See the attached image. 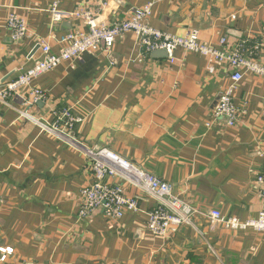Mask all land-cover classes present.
<instances>
[{
    "label": "crops",
    "instance_id": "obj_1",
    "mask_svg": "<svg viewBox=\"0 0 264 264\" xmlns=\"http://www.w3.org/2000/svg\"><path fill=\"white\" fill-rule=\"evenodd\" d=\"M53 1L0 0V84L34 66L41 42L58 54L61 36L89 32L75 18L53 25ZM149 3L154 29L183 38L197 32L218 49L224 38L229 48L248 39L264 65V0H63L60 8L114 23ZM11 13L28 26L21 42L6 27ZM174 58L145 54L128 33L111 58L100 50L83 54L0 105V248L14 249L3 264H264V232L226 230L209 216L218 210L246 221L264 211L256 184L264 169V77L245 74L234 101L246 114L227 127L212 111L231 82V67L214 64L210 74L198 53L178 49ZM35 88L47 100L29 109ZM65 108L86 117L72 133L82 147L109 148L172 185L173 195L197 211L190 223L154 237L146 225L158 201L122 178L109 182L136 198L139 212L110 221L97 210L79 219L81 193L92 182L88 161L74 139L45 127L54 110Z\"/></svg>",
    "mask_w": 264,
    "mask_h": 264
},
{
    "label": "built area",
    "instance_id": "obj_2",
    "mask_svg": "<svg viewBox=\"0 0 264 264\" xmlns=\"http://www.w3.org/2000/svg\"><path fill=\"white\" fill-rule=\"evenodd\" d=\"M62 1H53L50 10L52 21L60 23L76 17L84 20L89 27V32H68L61 36L57 40L61 46L58 54L52 53L49 44L41 43L42 58L16 79L0 84V105H7L14 96L19 97L24 89L30 87V83L34 79L53 71L64 62L74 63L83 54H90L96 50H100L106 57H110L116 43L128 33H133L136 36L138 45L145 54L165 51L171 63L175 62V52L182 49L188 53H198L205 57L209 61L208 71L210 74L215 72L214 64L231 67L233 70L231 82L212 111L214 121H225L227 127H235L242 115L241 109L235 104L234 96L238 84L244 79L245 74L264 77V66L257 63L255 57L258 48L251 47V42L248 39L240 40L229 48L227 39L224 38L220 41L223 49H218L202 43L197 32L183 38L159 31L148 24V20L152 17L153 3L135 8L127 18L107 25L96 23L97 18L90 11L78 10L75 13L62 11L60 8ZM2 13L3 6L0 4V17ZM6 27L11 31L12 40L15 42H21L28 36L29 30L26 22L15 13L7 16ZM32 91L31 98H28L25 103L27 107L46 97L45 92L41 89ZM21 114L22 117L31 119L28 113L22 112ZM82 122L83 120L76 117L70 109H62L54 112L53 123L45 127L50 133L73 141L70 134ZM210 126L207 124V127ZM84 149L92 182L81 193L79 219H85L97 210H100L110 221H119L126 212H139L138 200L128 197L121 185L109 182V179L122 178L133 187L149 193L158 201L156 208L149 213L146 225L147 231L154 237H168L171 233L175 234L182 225L190 223L195 213L194 209L173 195L172 185L146 172L108 148ZM257 181L260 185V199L264 204V169L259 172ZM210 218L212 221L223 223L232 230L252 229L258 233L264 232V211L257 218L247 221L224 218L218 210L212 211ZM13 255L12 247H1L0 264L7 263Z\"/></svg>",
    "mask_w": 264,
    "mask_h": 264
},
{
    "label": "rangeland",
    "instance_id": "obj_3",
    "mask_svg": "<svg viewBox=\"0 0 264 264\" xmlns=\"http://www.w3.org/2000/svg\"><path fill=\"white\" fill-rule=\"evenodd\" d=\"M63 2V1H62ZM62 4V3H61ZM150 4V3H149ZM144 7V6H143ZM153 7H154V3H153ZM78 11V10H77ZM77 11H75V12H77ZM75 12H73V13H75ZM84 12H89V11H84ZM50 16H51V14H50ZM95 16V18H97V20H96V23H98V24H107V25H109V22H107V21H105V20H103V18H100L99 16H97V15H94ZM72 18H75V19H78V20H81L84 24H85V22H84V20H82V19H79V18H76V17H72ZM51 19H52V17H51ZM52 23H53V25L54 24H58V23H54L53 21H52ZM61 23V22H60ZM110 23H112V22H110ZM86 25V24H85ZM87 26V25H86ZM79 32V31H78ZM79 33H87V32H79ZM127 35V34H126ZM57 40H59V39H57ZM13 42H15L14 40H12ZM41 43H45V42H41ZM41 43L39 44V51L41 52V49H40V45H41ZM57 43H58V41H57ZM48 44V43H47ZM59 44V43H58ZM60 45V44H59ZM221 46V45H220ZM51 47V46H50ZM61 47V46H60ZM97 51V50H96ZM95 52V51H94ZM93 52V53H94ZM156 52V51H155ZM41 54H42V52H41ZM40 54V55H41ZM90 54H92V53H90ZM112 56V55H111ZM111 56L109 57V58H111ZM32 58V57H31ZM42 58V56H40V58L39 59H41ZM64 63H66V62H64ZM63 64V63H62ZM61 64V65H62ZM262 65V64H261ZM262 66H264V65H262ZM259 76H261V75H259ZM263 77V76H262ZM35 89H39V88H35ZM33 89H30V91L28 92V94H29V98H31V94L33 93V91H32ZM42 90V89H41ZM46 94V93H45ZM46 100H47V94H46V97H45V99H43V100H41V101H39V102H37V103H35V104H33V105H31V106H29V109L30 108H32L33 106H35V105H39V104H44L45 102H46ZM65 109H70L71 111H72V113L74 114V112H73V110L71 109V108H65ZM56 111H59V110H54L53 112H56ZM241 111H242V115H244V114H246V112L245 111H243V109H241ZM53 115H54V113H53ZM75 115V114H74ZM241 115V116H242ZM76 116V115H75ZM241 116H240V118H241ZM76 117H78V118H81L82 120H83V122L81 123V124H79V125H82L83 123H84V121H86V117L84 118V117H79V116H76ZM240 118H239V120H238V122L240 121ZM238 124V123H237ZM70 136L72 137L71 139H74V141H73V143H75L80 149H82V150H84L85 151V149L81 146V144H79V142H77L76 140H75V138L72 136V134H70ZM91 149H100V148H91ZM103 149V148H102ZM109 149V148H108ZM114 152V151H113ZM115 153V152H114ZM117 154V153H116ZM142 169V168H141ZM259 174V173H258ZM258 174L256 175V184H257V186H258V195H259V198H260V185H259V183H258V181H257V178H258ZM261 200V199H260ZM184 204H186L187 206H189L186 202H183ZM156 208V207H155ZM154 210V209H153ZM152 210V211H153ZM194 215L196 214V209H194ZM212 212V211H211ZM209 216H210V214H209ZM230 219H236V220H239V219H237V218H234V217H230ZM252 219V218H251ZM250 220V219H249ZM240 221V220H239ZM247 221V220H246ZM214 222H217L218 223V221H214ZM222 226L226 229V230H230V231H240V230H232V229H229V228H227L223 223H222Z\"/></svg>",
    "mask_w": 264,
    "mask_h": 264
},
{
    "label": "water",
    "instance_id": "obj_4",
    "mask_svg": "<svg viewBox=\"0 0 264 264\" xmlns=\"http://www.w3.org/2000/svg\"><path fill=\"white\" fill-rule=\"evenodd\" d=\"M39 49V47H37L36 51ZM35 51V52H36ZM154 55H165V51H156V52H153Z\"/></svg>",
    "mask_w": 264,
    "mask_h": 264
}]
</instances>
